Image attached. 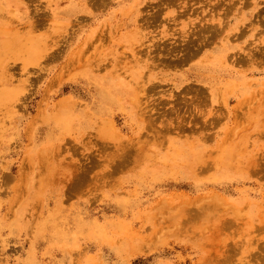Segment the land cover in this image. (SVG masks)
I'll use <instances>...</instances> for the list:
<instances>
[{
    "label": "rangeland",
    "instance_id": "1",
    "mask_svg": "<svg viewBox=\"0 0 264 264\" xmlns=\"http://www.w3.org/2000/svg\"><path fill=\"white\" fill-rule=\"evenodd\" d=\"M0 264H264V0H0Z\"/></svg>",
    "mask_w": 264,
    "mask_h": 264
}]
</instances>
